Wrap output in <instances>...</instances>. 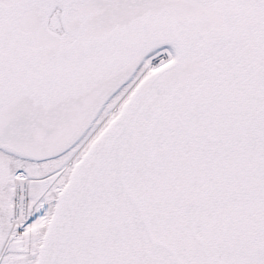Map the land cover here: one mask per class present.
Segmentation results:
<instances>
[{"label":"snow or ice","instance_id":"6c2138e0","mask_svg":"<svg viewBox=\"0 0 264 264\" xmlns=\"http://www.w3.org/2000/svg\"><path fill=\"white\" fill-rule=\"evenodd\" d=\"M0 264H264V0H0Z\"/></svg>","mask_w":264,"mask_h":264}]
</instances>
